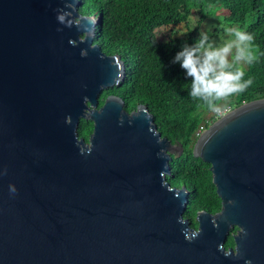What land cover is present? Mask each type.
Segmentation results:
<instances>
[{
	"label": "water",
	"instance_id": "water-1",
	"mask_svg": "<svg viewBox=\"0 0 264 264\" xmlns=\"http://www.w3.org/2000/svg\"><path fill=\"white\" fill-rule=\"evenodd\" d=\"M81 6L0 0V264H264V99L199 136L222 208L193 228L189 190L167 181L183 147L145 105L110 95L99 108L128 68Z\"/></svg>",
	"mask_w": 264,
	"mask_h": 264
},
{
	"label": "trees",
	"instance_id": "trees-1",
	"mask_svg": "<svg viewBox=\"0 0 264 264\" xmlns=\"http://www.w3.org/2000/svg\"><path fill=\"white\" fill-rule=\"evenodd\" d=\"M79 12L102 15L103 23L96 30L95 43L107 55L118 54L127 66L122 87L102 95L99 108L110 95L125 101L133 112L139 105L148 107L163 138L180 144L184 153L171 162L167 181L172 187L185 186L190 194L184 217L198 228L201 211L216 214L222 201L213 184L211 165L196 158L193 148L202 128L208 129L213 113L201 101L189 96L190 78L173 59L184 44H192L200 33L198 28L207 18L214 17V34H226L224 27L239 28L254 35L258 59L247 66L245 79L254 81L245 92L230 96L223 107L238 108L245 103L264 99V0H81ZM226 11L227 15L221 14ZM200 20L187 38L170 37L159 40L161 28H175L191 22L193 15ZM94 130L91 121L82 120L78 134L89 142ZM233 246L230 235L226 247Z\"/></svg>",
	"mask_w": 264,
	"mask_h": 264
},
{
	"label": "clouds",
	"instance_id": "clouds-1",
	"mask_svg": "<svg viewBox=\"0 0 264 264\" xmlns=\"http://www.w3.org/2000/svg\"><path fill=\"white\" fill-rule=\"evenodd\" d=\"M226 35V40L217 43L202 31L194 43L184 44L172 61L190 78L189 96L203 102L217 117L224 113L222 101L252 86L253 79H245V67L258 59L252 33L228 28Z\"/></svg>",
	"mask_w": 264,
	"mask_h": 264
},
{
	"label": "rangeland",
	"instance_id": "rangeland-1",
	"mask_svg": "<svg viewBox=\"0 0 264 264\" xmlns=\"http://www.w3.org/2000/svg\"><path fill=\"white\" fill-rule=\"evenodd\" d=\"M221 14L223 15H227L226 11L221 12ZM191 22L188 24H181L178 27L175 28H161L158 32H157V36L159 38V40H165L167 41L170 37H179V38H187L190 35V31L192 28V31H195L197 28L196 25L199 23L200 20V16L195 14L192 16L191 18ZM214 17L213 18H207V20L205 22H203L202 24H200V27L198 28L199 32H207L209 34V36L212 38V40H214L217 43H221L224 40H226L228 37L226 34L222 35V34H214V28H216V25L213 22ZM187 25H190L187 26ZM229 27H224L223 31L226 32V29H228ZM189 34V35H188ZM245 69H247V66L245 67ZM230 98L228 97L225 101H222L221 103L223 104V106H225L230 102ZM196 144V143H195ZM178 146H180V144H177ZM195 146V145H194ZM194 150V148H193Z\"/></svg>",
	"mask_w": 264,
	"mask_h": 264
},
{
	"label": "built area",
	"instance_id": "built-area-1",
	"mask_svg": "<svg viewBox=\"0 0 264 264\" xmlns=\"http://www.w3.org/2000/svg\"><path fill=\"white\" fill-rule=\"evenodd\" d=\"M234 110V108H232L231 106H227V107H224V113H223V116L222 117H217L215 114L213 115V118L214 120L213 121H210V124H214L216 121H218L219 119L223 118L224 116L230 114L232 111ZM206 128H202L199 133L197 134V137L199 138V136L201 135V133L203 131H205Z\"/></svg>",
	"mask_w": 264,
	"mask_h": 264
},
{
	"label": "flooded vegetation",
	"instance_id": "flooded-vegetation-1",
	"mask_svg": "<svg viewBox=\"0 0 264 264\" xmlns=\"http://www.w3.org/2000/svg\"><path fill=\"white\" fill-rule=\"evenodd\" d=\"M82 14V13H81ZM84 15V14H82ZM87 16V15H84ZM98 17V16H97ZM140 106V105H139ZM238 232V230L236 229L234 232H232V237H233V246H230L229 248H234L235 247V242H234V235Z\"/></svg>",
	"mask_w": 264,
	"mask_h": 264
}]
</instances>
